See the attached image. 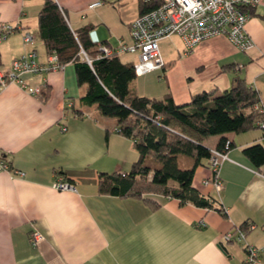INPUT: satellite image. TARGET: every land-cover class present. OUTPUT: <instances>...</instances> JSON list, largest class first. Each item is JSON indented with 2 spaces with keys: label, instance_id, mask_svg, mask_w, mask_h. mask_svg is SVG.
Listing matches in <instances>:
<instances>
[{
  "label": "crops",
  "instance_id": "obj_1",
  "mask_svg": "<svg viewBox=\"0 0 264 264\" xmlns=\"http://www.w3.org/2000/svg\"><path fill=\"white\" fill-rule=\"evenodd\" d=\"M55 1L72 29L90 25L91 39L109 46L129 34L141 10L140 0H102L94 7L88 6L94 0ZM42 2L0 0V24L15 27L0 38L2 70L30 50L38 63L47 62L38 33ZM247 11L245 29L254 43L249 50H239L223 35L191 49L182 41L165 55L159 46L164 66L139 74L147 79L135 77L132 90L155 97L169 92L182 104L198 91L229 87L239 74L264 101V0ZM26 32L32 40H24ZM20 75L40 91L0 83V151L11 167L0 169V264H240L245 242L259 249L255 264H264V165L256 168L242 151L252 142L264 143L260 128L224 134L232 145L219 166V190L205 182L212 176L208 160L195 169L192 185L220 201L225 213L160 194H154L159 203L152 206L137 196L99 192L98 172H127L138 152L131 138L116 131L114 116L81 101L86 86L77 83L71 61ZM219 136L204 143L214 147ZM58 176L74 187L55 188ZM243 222L253 224L244 241L224 238ZM32 227L44 235L37 245L29 240Z\"/></svg>",
  "mask_w": 264,
  "mask_h": 264
},
{
  "label": "trees",
  "instance_id": "obj_2",
  "mask_svg": "<svg viewBox=\"0 0 264 264\" xmlns=\"http://www.w3.org/2000/svg\"><path fill=\"white\" fill-rule=\"evenodd\" d=\"M140 1V12L151 7ZM37 21L49 54L57 55L60 66L71 61L77 83L86 86L81 101L95 103L101 114L114 116L116 131L131 138L138 152L129 171L98 172L99 192L137 196L152 206L159 203L154 194H160L177 198L180 204L192 202L225 213L220 201L204 196L192 185L193 175L205 160L209 165L212 148L225 149L226 132L260 128L264 138V101L258 91L235 74L229 87L198 91L182 104L169 92L161 97L138 94L131 87L136 77L133 62L123 61L115 51L106 54L100 49L89 35L90 25L72 29L65 10L55 0H43ZM100 44L114 47L105 41ZM210 135H220L214 147L204 143ZM242 151L256 168L264 165L263 142L247 144ZM249 224L243 222L240 227L247 230Z\"/></svg>",
  "mask_w": 264,
  "mask_h": 264
},
{
  "label": "built area",
  "instance_id": "obj_3",
  "mask_svg": "<svg viewBox=\"0 0 264 264\" xmlns=\"http://www.w3.org/2000/svg\"><path fill=\"white\" fill-rule=\"evenodd\" d=\"M120 1V0H118ZM151 7L138 13L130 22V40L119 39L114 47H107L102 44V49L106 54L117 52H131L137 55V60L133 61L136 74H143L157 68H162L165 61L159 50V40L171 33H177L187 49L193 48L198 42L211 36L223 35L242 51L249 50L253 45V40L245 29L246 20L249 18L247 7L254 6L258 0H142ZM102 0H94L89 3V7L101 4ZM14 25L6 23L2 25L0 38L8 32L14 30ZM24 40H32L29 32L24 33ZM84 58L90 62V58L82 49ZM60 64L55 53L48 55L47 62L40 64L35 60V51L30 50L15 58L11 66L5 71L0 68V83L7 80L17 82L31 93L40 91L39 85L29 84L27 78L20 74L23 72L38 73L41 71L56 70ZM229 139L226 140L225 149H211L209 166L212 171L211 178L205 180L211 182L216 190L222 186L219 176V166L227 157L229 149ZM0 169H11L9 162L2 156L0 151ZM255 172L262 174L255 170ZM22 174L23 171H18ZM53 186L58 189L73 188L74 183L63 176H58ZM218 208V205L215 204ZM250 223L248 228H252ZM246 230L236 226L234 230L224 233L226 240L244 241ZM44 235L36 227L29 231L31 244L37 245L43 240ZM245 255L240 264H255L258 260L259 249L252 244L244 243Z\"/></svg>",
  "mask_w": 264,
  "mask_h": 264
},
{
  "label": "rangeland",
  "instance_id": "obj_4",
  "mask_svg": "<svg viewBox=\"0 0 264 264\" xmlns=\"http://www.w3.org/2000/svg\"><path fill=\"white\" fill-rule=\"evenodd\" d=\"M123 39L126 41L130 40V35L128 34ZM159 41H160L159 46H160V50L162 51V55H165L168 52L171 53L172 51L176 52V49L177 48L180 49L181 45L183 44L180 36L177 33H171L170 35L166 36V38H163V40H159ZM110 42L113 43V45L116 44L114 42V40H110ZM117 44H118V42H117ZM121 57L123 59L129 60V61H136L137 60L135 54L131 53V52H123L121 54ZM136 79H139L140 81H142V80H146L147 77H146V75L139 76V74H137L135 80ZM214 136L215 135H210V136H208V138H213Z\"/></svg>",
  "mask_w": 264,
  "mask_h": 264
}]
</instances>
